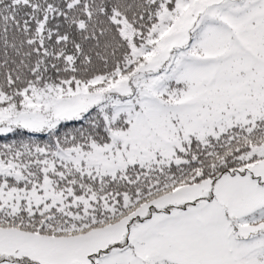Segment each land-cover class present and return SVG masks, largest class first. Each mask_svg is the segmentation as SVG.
<instances>
[{"label": "snow or ice", "instance_id": "snow-or-ice-1", "mask_svg": "<svg viewBox=\"0 0 264 264\" xmlns=\"http://www.w3.org/2000/svg\"><path fill=\"white\" fill-rule=\"evenodd\" d=\"M0 264H264V0H0Z\"/></svg>", "mask_w": 264, "mask_h": 264}]
</instances>
